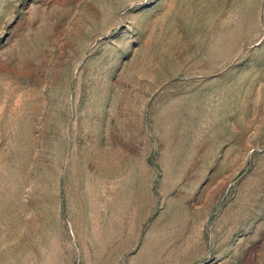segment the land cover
Returning a JSON list of instances; mask_svg holds the SVG:
<instances>
[{"label":"rangeland","instance_id":"374dc122","mask_svg":"<svg viewBox=\"0 0 264 264\" xmlns=\"http://www.w3.org/2000/svg\"><path fill=\"white\" fill-rule=\"evenodd\" d=\"M0 264H264V0H0Z\"/></svg>","mask_w":264,"mask_h":264}]
</instances>
